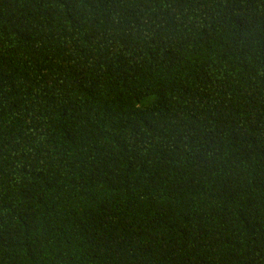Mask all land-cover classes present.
<instances>
[{
    "label": "trees",
    "instance_id": "trees-1",
    "mask_svg": "<svg viewBox=\"0 0 264 264\" xmlns=\"http://www.w3.org/2000/svg\"><path fill=\"white\" fill-rule=\"evenodd\" d=\"M0 264H264V0H0Z\"/></svg>",
    "mask_w": 264,
    "mask_h": 264
}]
</instances>
